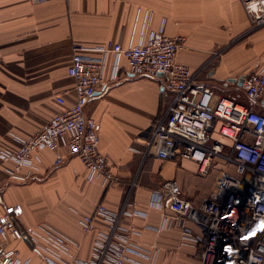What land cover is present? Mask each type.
I'll list each match as a JSON object with an SVG mask.
<instances>
[{"label": "crops", "instance_id": "obj_1", "mask_svg": "<svg viewBox=\"0 0 264 264\" xmlns=\"http://www.w3.org/2000/svg\"><path fill=\"white\" fill-rule=\"evenodd\" d=\"M159 31L182 39L176 59L201 70V89L244 102L241 93L247 96L239 80L250 71L264 70V25L252 26L242 0H0V150L16 151L17 138L41 130L63 108L58 96L67 105L75 102V79L68 74L75 45L97 49L120 42L127 47ZM171 97L163 80L135 74L124 56L110 53L104 84L86 111L101 124L99 147L109 155L120 183L106 186L100 178L89 180L81 160L67 146L62 148L66 161L59 166L54 165V151H40L37 169L19 172L31 173L29 181L13 178L15 164L0 160V215L8 206L21 205L16 223L23 231L53 227L81 243L79 257L87 260L96 232L107 224L97 218L96 230L85 234L82 215L94 214L99 204L118 211L135 182L131 198L147 216L126 221L140 228L166 222L159 231L143 228L138 243L160 249L156 264H199V245L182 240L179 215L152 206L151 195L164 182L174 181L186 198L211 197L221 162L202 175L193 160L144 158L134 150L143 148ZM255 106L264 112L263 105ZM188 226L201 231L194 221ZM10 241L22 260L43 263L28 239Z\"/></svg>", "mask_w": 264, "mask_h": 264}, {"label": "built area", "instance_id": "obj_2", "mask_svg": "<svg viewBox=\"0 0 264 264\" xmlns=\"http://www.w3.org/2000/svg\"><path fill=\"white\" fill-rule=\"evenodd\" d=\"M42 3L50 0H35ZM252 26L264 25V0H242ZM181 38L153 32L147 40L124 47L120 42L90 49L74 46L68 74L75 79L76 100L63 106L38 132L19 137V148L0 150V160L15 164L11 175L18 181H29L31 173L19 174L23 168L37 169L39 152L56 153L54 165L66 161L62 148L78 157L88 172L89 180L102 179L106 186L120 183L109 155L100 150V122L86 108L104 84L110 53L122 55L137 75L163 80L172 93L171 100L152 125L143 148L135 151L144 158L189 159L199 164L202 175L210 173L213 164L221 162L211 197L181 195L176 182L166 181L151 195V205L170 209L179 215L182 240L199 245V264H264V70L243 76L242 88L252 103H244L212 89L197 86L201 70H192L177 61ZM97 50L99 56L87 54ZM161 74V75H160ZM134 182L118 211L99 204L94 214L82 215L80 226L87 234L96 230V219L107 227L96 232L89 259L79 257L81 243L58 234L53 227L23 231L16 223L22 215L21 205L6 207L0 215V264H30L22 260L12 247L10 237L28 239L42 254V264H156L160 249L138 243L144 229L159 231L161 227L143 228L127 218L146 217L131 198ZM167 221V220H166ZM194 221L200 233L188 226Z\"/></svg>", "mask_w": 264, "mask_h": 264}, {"label": "rangeland", "instance_id": "obj_3", "mask_svg": "<svg viewBox=\"0 0 264 264\" xmlns=\"http://www.w3.org/2000/svg\"><path fill=\"white\" fill-rule=\"evenodd\" d=\"M241 97H243V99H241L242 101H244L245 103H250L247 97L244 96V93H241Z\"/></svg>", "mask_w": 264, "mask_h": 264}, {"label": "water", "instance_id": "obj_4", "mask_svg": "<svg viewBox=\"0 0 264 264\" xmlns=\"http://www.w3.org/2000/svg\"><path fill=\"white\" fill-rule=\"evenodd\" d=\"M161 75V74H160ZM243 82V77L239 80V85Z\"/></svg>", "mask_w": 264, "mask_h": 264}]
</instances>
